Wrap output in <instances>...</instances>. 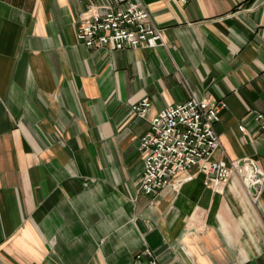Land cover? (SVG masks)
<instances>
[{
	"label": "crops",
	"instance_id": "0c3cea01",
	"mask_svg": "<svg viewBox=\"0 0 264 264\" xmlns=\"http://www.w3.org/2000/svg\"><path fill=\"white\" fill-rule=\"evenodd\" d=\"M131 1L0 0V264H137L146 247L160 264H264V182L253 198L235 169L216 191L196 168L138 194L151 119L194 97L226 103L212 160L264 176V0H142L164 45L78 41L82 13Z\"/></svg>",
	"mask_w": 264,
	"mask_h": 264
},
{
	"label": "built area",
	"instance_id": "2783aa9c",
	"mask_svg": "<svg viewBox=\"0 0 264 264\" xmlns=\"http://www.w3.org/2000/svg\"><path fill=\"white\" fill-rule=\"evenodd\" d=\"M178 1L185 5L193 0ZM77 38L90 49L123 51L164 45L162 30L155 25L142 0L131 1L106 12L88 9L80 15ZM150 107L151 101L146 98L133 109L139 118H145ZM225 107L224 101L210 102L194 97L162 109L151 119L150 131L141 138L139 145L143 161L139 195L157 196L178 177L196 168L206 175L207 185L220 190L232 171L238 170V163L229 166L212 160L220 147L216 125L221 120L220 111ZM257 121L264 132V113L257 114ZM240 129L243 131V127ZM135 262L160 264L149 247L136 255Z\"/></svg>",
	"mask_w": 264,
	"mask_h": 264
},
{
	"label": "water",
	"instance_id": "95a60500",
	"mask_svg": "<svg viewBox=\"0 0 264 264\" xmlns=\"http://www.w3.org/2000/svg\"><path fill=\"white\" fill-rule=\"evenodd\" d=\"M238 172L241 175V178L253 198L258 197L259 192L262 189V186L253 185H263L264 176L260 172L257 164L251 159H243L238 162Z\"/></svg>",
	"mask_w": 264,
	"mask_h": 264
},
{
	"label": "bare ground",
	"instance_id": "6f19581e",
	"mask_svg": "<svg viewBox=\"0 0 264 264\" xmlns=\"http://www.w3.org/2000/svg\"><path fill=\"white\" fill-rule=\"evenodd\" d=\"M263 182H264V181H262V184H263ZM253 186L256 187V186H262V185H253ZM247 188H248V186H247ZM248 190H249V189H248ZM249 192H250V191H249Z\"/></svg>",
	"mask_w": 264,
	"mask_h": 264
}]
</instances>
